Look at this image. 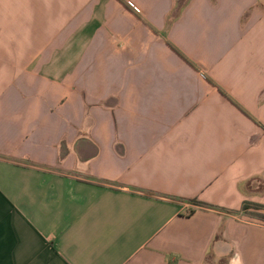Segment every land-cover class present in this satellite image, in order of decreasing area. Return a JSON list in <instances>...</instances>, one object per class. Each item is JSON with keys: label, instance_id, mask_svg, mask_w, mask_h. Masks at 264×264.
Segmentation results:
<instances>
[{"label": "crops", "instance_id": "obj_1", "mask_svg": "<svg viewBox=\"0 0 264 264\" xmlns=\"http://www.w3.org/2000/svg\"><path fill=\"white\" fill-rule=\"evenodd\" d=\"M244 201L264 0H0V264H264Z\"/></svg>", "mask_w": 264, "mask_h": 264}, {"label": "trees", "instance_id": "obj_2", "mask_svg": "<svg viewBox=\"0 0 264 264\" xmlns=\"http://www.w3.org/2000/svg\"><path fill=\"white\" fill-rule=\"evenodd\" d=\"M174 49V48H173ZM175 50V49H174ZM176 51V50H175ZM178 52V51H176ZM210 81V80H209ZM211 82V81H210ZM241 109V108H240ZM242 110V109H241ZM243 111V110H242ZM194 202L196 205L201 206V207H206V208H211L213 207L210 204L203 203V202H198V201H191ZM250 209H255V213H250ZM242 211H246V213L254 216L260 221H264V204H258V203H252V202H247L244 201L241 206Z\"/></svg>", "mask_w": 264, "mask_h": 264}, {"label": "rangeland", "instance_id": "obj_3", "mask_svg": "<svg viewBox=\"0 0 264 264\" xmlns=\"http://www.w3.org/2000/svg\"><path fill=\"white\" fill-rule=\"evenodd\" d=\"M250 213H255L256 211H255V209H250V211H249ZM253 218H255V217H253ZM257 219V218H256Z\"/></svg>", "mask_w": 264, "mask_h": 264}, {"label": "built area", "instance_id": "obj_4", "mask_svg": "<svg viewBox=\"0 0 264 264\" xmlns=\"http://www.w3.org/2000/svg\"><path fill=\"white\" fill-rule=\"evenodd\" d=\"M261 222H263V223H264V221H261Z\"/></svg>", "mask_w": 264, "mask_h": 264}]
</instances>
